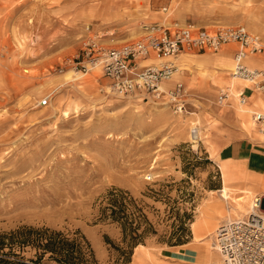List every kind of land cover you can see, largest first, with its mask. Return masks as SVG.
Returning a JSON list of instances; mask_svg holds the SVG:
<instances>
[{"label":"rangeland","instance_id":"374dc122","mask_svg":"<svg viewBox=\"0 0 264 264\" xmlns=\"http://www.w3.org/2000/svg\"><path fill=\"white\" fill-rule=\"evenodd\" d=\"M257 2L0 0V230L23 224L69 233L79 230L98 264H122L115 249L126 247L121 228L98 219L104 195L119 188L143 207L155 231L133 248L126 264H171L166 248L186 243L184 247L195 251L183 263L218 264L220 255L213 244L216 228L246 214L254 194L222 183L210 148L218 142L214 131L220 123L211 118L217 93L205 89L206 73L184 81L189 86L185 108L174 111L141 96L108 93L107 80L98 68L74 78L65 61L77 53L88 33L112 32L113 44L119 45L139 38L143 24L158 21L212 29L242 24L260 34L254 27L261 23L262 11L245 10ZM177 10H198L200 16L179 22ZM213 12L222 18L210 21L219 18ZM202 16L207 22H200ZM180 57L178 75L165 83H174L191 59ZM214 63L211 85L227 88L229 75ZM237 93L228 90L236 116L248 135L261 140ZM262 107L264 99L256 93L251 112ZM223 187L227 197L219 191ZM231 196L245 198L243 212L235 210ZM193 222L198 225L196 232ZM196 234L204 238L199 240ZM177 240L185 243L176 244Z\"/></svg>","mask_w":264,"mask_h":264},{"label":"built area","instance_id":"2783aa9c","mask_svg":"<svg viewBox=\"0 0 264 264\" xmlns=\"http://www.w3.org/2000/svg\"><path fill=\"white\" fill-rule=\"evenodd\" d=\"M108 33H88L82 38L77 53L65 61L81 72L98 68L107 80L108 93L141 96L182 111L187 88L180 81L165 83L178 69L176 57L197 47L216 52L226 44L238 46L231 75L252 81L249 91L264 93V64L253 68L244 61L249 56L264 58V39L242 24L217 25L212 29L190 22L182 25L152 22L142 25L139 38L119 45L113 44V33ZM150 58L158 62L142 64ZM238 96L243 103L249 94L241 91ZM227 97L225 87L220 90L218 102ZM46 103L47 98L41 101L42 105ZM252 118L264 134V109L254 111ZM250 201L249 211L241 218L224 220L216 228L213 244L220 255L219 264H264V195L254 194Z\"/></svg>","mask_w":264,"mask_h":264},{"label":"crops","instance_id":"0c3cea01","mask_svg":"<svg viewBox=\"0 0 264 264\" xmlns=\"http://www.w3.org/2000/svg\"><path fill=\"white\" fill-rule=\"evenodd\" d=\"M219 2L225 0H218ZM181 3V2H180ZM182 6H185L184 3H181ZM245 7V6H243ZM243 7H240L243 9ZM245 10H260L262 11V15L259 16V21L261 23H257L256 31L262 34V38L264 39V34L262 30H264V24L262 20H264V3L260 0L254 4V7H247ZM198 10H177L176 19L179 22H187V19H194L195 17H199ZM214 16H219V18H209L210 21H216L220 19L222 16L219 12H213ZM207 17V16H206ZM163 22V18L159 17ZM222 18V17H221ZM166 19H174L173 17H166ZM204 17L202 16V20L200 22H207L204 21ZM208 20V21H209ZM225 20V19H224ZM158 23L163 24L158 21ZM176 23V22H175ZM179 24V23H178ZM237 46L233 44H226L221 49L216 52H209L203 50L201 48H193L191 50H187L185 52L180 53L181 55H190L191 59L185 61V70L181 73L175 81H180L183 85L189 89V86L184 82L186 80H190L192 82L194 79H199L198 75H204L206 73L207 82L205 89H208L209 94H216L215 108L212 112L211 118L213 120L220 123L216 130L214 131L217 136L216 140L217 143L211 145V149L213 150L214 159L217 161L218 167H220V173L222 176V183L223 184H230L237 189L241 193L249 191L253 194H263L264 195V142L261 140H256L248 135L246 132L245 127L241 123L240 119L236 116L234 109L232 107V100L228 99V97L223 100L222 102H218L220 90L224 89L222 86H212V80L210 79L211 70L214 69L215 63L219 64L223 67L225 75L230 74V70L232 68V61L233 55L236 50ZM179 61H181V57H177ZM249 58V57H248ZM250 60H246V62L250 66L254 67H261L264 64V58L261 56H251ZM150 63V62H149ZM142 64H146L143 63ZM216 64V66H217ZM180 68L178 67L177 72L175 75H178ZM197 70H199L197 74ZM223 72V73H224ZM240 80V79H239ZM242 81V80H241ZM244 83V81H243ZM246 86L244 85H237L228 84L227 87L230 88V92H241V89H245V91L249 94V97L245 100L247 103L250 100L251 94H256V92H251L249 89L251 86L245 82ZM241 87V88H239ZM237 89L238 90H233ZM261 97L264 99V93L259 92ZM236 96V95H235ZM252 103V100H250ZM251 103L249 106H251ZM258 110V107H254ZM264 109V107H262ZM260 109V110H262ZM253 113V112H252ZM251 113V116H252ZM208 127H211L209 124ZM222 145L219 146V144ZM209 148V149H210ZM210 151V150H209ZM218 161L220 163L218 164ZM227 190V189H226ZM228 192V190H227ZM234 198V197H231ZM239 199V198H238ZM241 199V198H240ZM242 202L245 204V198L241 199ZM186 244L178 245V246H169L166 248L167 256H170L172 260H169L171 264H186L183 263L189 262L190 258L193 257V248L184 247ZM192 251V252H190ZM195 251V250H194ZM195 255V254H194Z\"/></svg>","mask_w":264,"mask_h":264},{"label":"trees","instance_id":"16d2710c","mask_svg":"<svg viewBox=\"0 0 264 264\" xmlns=\"http://www.w3.org/2000/svg\"><path fill=\"white\" fill-rule=\"evenodd\" d=\"M98 219L116 223L121 228L125 248L115 247L122 264L130 261L132 250L155 233L143 207L127 191L111 188L104 195ZM185 241L177 240L176 244ZM98 264L86 237L47 226L19 225L0 230V264Z\"/></svg>","mask_w":264,"mask_h":264},{"label":"bare ground","instance_id":"6f19581e","mask_svg":"<svg viewBox=\"0 0 264 264\" xmlns=\"http://www.w3.org/2000/svg\"><path fill=\"white\" fill-rule=\"evenodd\" d=\"M178 57H180L179 55H178ZM249 58H251V56H249ZM248 57L247 58H245L244 59V61L246 62V60L248 59V60H250ZM147 60H153L152 62H154V59L153 58H150V59H147ZM177 60V57H176V59H175V61ZM145 61V60H144ZM246 64L248 65V66H250L247 62H246ZM233 66H234V62H233V64H232V68H231V70H230V73H231V71H232V69H233ZM250 67H253L254 68V66H250ZM72 68V67H71ZM72 71H73V73H72V75H73V77L75 78H77L79 75H82V74H85V72H81V71H77V70H75V69H71ZM177 72V71H176ZM176 72L172 75V77H174L175 76V74H176ZM71 75V74H70ZM229 75V79H230V81H231V85L232 84H234V83H236L235 82V80H242V81H244V83L243 84H241V85H244V86H246V84H245V82L246 83H248L250 86H251V84H252V81H250V80H248V79H242V78H237V77H233L232 75H230V74H228ZM171 77V78H172ZM229 81V82H230ZM229 84V85H230ZM237 84V83H236ZM251 88V87H250ZM227 90H229L230 91V88L229 87H227ZM242 90V89H241ZM253 92H256V91H253ZM256 93H259V92H256ZM240 94V91L237 93V95H236V97H239L238 95ZM256 94H251V96H250V100H252V102H253V96H255ZM239 99V98H238ZM250 100L247 102V103H242L241 102V100L239 99V104H240V107H241V109L242 110H244V111H246V112H249V113H252L251 111V106H249V104L251 103L250 102ZM246 102V101H245ZM251 122H252V124H255V122L253 121V118H252V116H251ZM196 132V131H195ZM258 132H259V130H258ZM259 134H260V136H261V140H263V138H264V134H261L260 132H259ZM192 135V134H191ZM192 138H196V135H192ZM220 192H221V194H222V196H224V197H227L228 196V192H227V190H226V188L225 187H223L222 189H220L219 190ZM232 197V196H231ZM232 199H234L235 200V210H245V204L242 202V200L241 199H238V198H232ZM250 207V206H249ZM248 211H249V209H248ZM247 211V212H248ZM243 212V211H242ZM246 212V213H247ZM229 220V219H228ZM197 224V223H196ZM194 226H198V225H195V223L193 222V223H191V227L194 229V231L196 232L197 230H196V228L194 227ZM200 236V235H199ZM194 237L195 238H200V237H198V234H196V235H194ZM204 237L202 236L199 240H201V239H203ZM140 247H143L142 245H139ZM138 246V247H139ZM214 249H215V247H214ZM219 264V263H218Z\"/></svg>","mask_w":264,"mask_h":264}]
</instances>
